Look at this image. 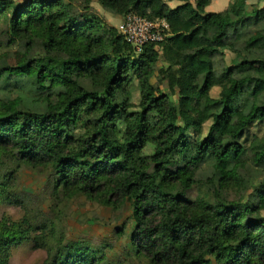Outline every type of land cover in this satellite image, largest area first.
<instances>
[{
	"label": "trees",
	"instance_id": "trees-1",
	"mask_svg": "<svg viewBox=\"0 0 264 264\" xmlns=\"http://www.w3.org/2000/svg\"><path fill=\"white\" fill-rule=\"evenodd\" d=\"M72 1L0 0L7 43L27 52L40 38L45 50L63 55L45 64L25 60L0 81V207L23 210L16 220L0 217V264L32 233L46 252L41 264H108L100 247L65 236L62 217L79 196L113 209L128 203L129 242L148 264H264V132L241 142L264 122V5L232 0L206 11L211 0H96L119 17L134 11L167 20L161 53L147 43L136 54L116 27L106 38L72 11ZM172 1L178 4L169 7ZM226 50L233 57L221 66ZM160 58L167 65L158 73L177 101L150 82ZM81 77L92 87L80 85ZM236 114L239 127L220 131ZM207 121L206 137L236 142L234 156L203 149L198 137ZM191 143L194 159L172 168L171 156ZM21 167L48 173L47 212L32 213L31 195L17 182ZM254 170L263 172L245 197L224 196V187Z\"/></svg>",
	"mask_w": 264,
	"mask_h": 264
},
{
	"label": "rangeland",
	"instance_id": "rangeland-1",
	"mask_svg": "<svg viewBox=\"0 0 264 264\" xmlns=\"http://www.w3.org/2000/svg\"><path fill=\"white\" fill-rule=\"evenodd\" d=\"M15 4L23 0H12ZM193 1V0H189ZM67 2V0H63ZM232 0H211L210 4L206 7V11H221L224 10ZM178 4L177 1L169 2V7ZM248 9L254 7H262L264 0H246ZM72 11L74 13H81L83 17L90 18L94 24L105 30L106 38L109 36L108 31L111 27L115 28L120 21L117 18L119 15L112 14L97 3L96 0H73L71 2ZM91 16V17H90ZM0 32V81L5 83L7 81L8 69L12 66L21 64L25 60L36 59L39 64H45L50 58H62L63 55L57 52L47 51L43 46V40L35 38L32 45L28 48L27 52H23L18 45V42L11 44L7 43V28L8 23L5 21L1 23ZM68 42V38H64ZM160 52V51H159ZM161 53V52H160ZM233 54L230 51H224V58L218 60L221 66L230 63ZM167 63L160 58L154 65V75L151 77L150 82L156 87V90L163 93H169L174 101H177V95L172 93L166 82L158 73V69L166 66ZM78 83L85 88H91L92 84L86 77L77 79ZM262 84L258 85L257 89H261ZM131 92L133 103L138 102V85L134 80L128 86ZM219 92V87L215 86L211 89L210 93L216 97ZM14 95V94H13ZM241 115L236 114L228 123H223L220 131L235 130L241 123ZM211 121H207L202 128L199 135L201 146L204 150L209 152H216L221 157H232L236 152V142L226 141L221 145H217L212 138L206 137V133ZM245 139L241 142L246 143L250 136L254 133L261 135L264 132V122H257L252 125V129ZM196 150L194 143H191L183 150H178L170 158V166L178 169L186 162L192 161L195 157ZM206 170V169H205ZM263 171L254 170L244 176V183L232 184L229 187H224L222 193L228 199H240L245 197V190L249 185L259 180ZM206 174V173H205ZM48 173L41 171L31 170L28 167H21L17 172V182L19 187L27 191L31 195L30 207L32 213L39 214L48 211L45 205L48 202V195L45 190V182ZM203 178L200 179V181ZM203 183L194 185L190 191L192 196L202 188ZM67 211L65 216L62 217L63 231L67 240L80 239L93 247H100L104 252L105 261L108 264H148L142 256L133 254L129 242V230L134 222L131 217V211L128 203H125L120 209H113L111 207L102 206L94 201L87 200L83 196L72 199L67 203ZM23 210L17 205H3L0 207V217L6 216L11 219H19L22 216ZM264 215V210L261 211ZM41 215V214H40ZM42 217V215H41ZM124 229V230H122ZM32 233L29 240L21 241L11 248V255L8 264H41L46 256L44 248L35 247L32 242Z\"/></svg>",
	"mask_w": 264,
	"mask_h": 264
},
{
	"label": "built area",
	"instance_id": "built-area-1",
	"mask_svg": "<svg viewBox=\"0 0 264 264\" xmlns=\"http://www.w3.org/2000/svg\"><path fill=\"white\" fill-rule=\"evenodd\" d=\"M116 31L131 45L136 54L147 43H154V48L159 51L160 42L170 35L169 24L165 18L148 19L134 11L120 16Z\"/></svg>",
	"mask_w": 264,
	"mask_h": 264
},
{
	"label": "crops",
	"instance_id": "crops-1",
	"mask_svg": "<svg viewBox=\"0 0 264 264\" xmlns=\"http://www.w3.org/2000/svg\"><path fill=\"white\" fill-rule=\"evenodd\" d=\"M117 18H120L119 16Z\"/></svg>",
	"mask_w": 264,
	"mask_h": 264
}]
</instances>
